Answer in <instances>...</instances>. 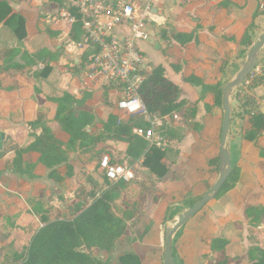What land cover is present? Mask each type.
<instances>
[{
  "label": "trees",
  "instance_id": "16d2710c",
  "mask_svg": "<svg viewBox=\"0 0 264 264\" xmlns=\"http://www.w3.org/2000/svg\"><path fill=\"white\" fill-rule=\"evenodd\" d=\"M22 1L26 0H0V57L7 59L3 70L8 76L22 80L19 81L20 88H24L25 83L32 86L30 97L35 105L46 101L57 105L55 118L59 129L67 136L64 139L59 138L54 132L45 128L41 134L35 136V140L26 149L18 147L15 143L8 145L6 150L15 153L12 166L20 173L31 174L32 171H36L37 167H34L36 165L30 163L27 156V152L33 151L38 153L37 164L49 169L50 178L56 181L71 178L74 176L73 165L67 162L68 156L61 148L62 144H67L82 153H87V158L82 162L83 166L90 165L91 170L80 176L79 181L72 188V197L65 200L61 208L49 206L35 211L43 226L36 227L28 245H18L21 247V252L10 251L8 262L5 255L0 257V264H101L99 260L83 251L82 247L95 246L111 254L116 243L122 244L129 237L134 221L139 219L145 193L153 192L154 200L164 196L154 189V181H183L184 191L178 202L187 205H192L201 198L214 181L207 184L200 193H194L186 179L171 168L177 153H168L165 149L148 143L147 132L151 125L142 116L130 117L127 123H122L115 114L110 113L102 125L105 135L93 137L90 131L85 130L96 117L93 106L87 103L91 93L87 91L80 98L71 95L61 87L65 66L51 65L52 57H47L39 68L33 69L35 60L32 54L26 50L21 52L30 39L42 33L40 24L43 22L41 17L35 16L28 10H15L12 4H19ZM229 2V0L220 2L213 25H209L205 20L198 22V25L200 27L208 25L213 34L229 26L232 23L228 15ZM61 4L60 0H49L44 7L49 12L55 13ZM256 15L257 12L253 17L255 18ZM253 27L252 20L248 30L238 40V43L245 48V52L253 40L249 32ZM44 32L51 40L65 37L77 39L80 34V24L59 22L44 25ZM160 35L174 40L163 51L164 55L171 58L172 70L180 74L183 82L199 88L200 99L204 98L209 91V84H206L190 65L195 47L194 33L181 32L175 27L168 26L160 31ZM224 36L233 38L228 34ZM55 52L59 54L60 51ZM259 63H264V57L260 58ZM227 71L228 61L212 65V76L216 79V83L211 90L214 95L213 103L204 104L207 115L211 114L214 106L221 109V85ZM144 74L146 79L141 84L139 92L148 110L171 113L172 120L178 126L189 129L193 134L199 133L203 125L194 120L197 101L192 102L182 95L181 88L165 77L162 65H147ZM260 83L261 77H257L248 90ZM242 87L240 85L232 96L231 126L237 117L241 120L239 137L242 140L254 141L264 132V114L257 107L254 98L246 93L240 97L243 92ZM74 104L78 106L76 112L73 110ZM101 104L113 105L105 97ZM10 107L9 98L0 95V115L6 113ZM29 110L24 109V114ZM24 118L28 125L35 123L33 118ZM161 128V131L167 130L163 125ZM230 134H233V128ZM107 148H114L117 153L131 158L133 162L142 159L141 167L146 169L148 174L142 173L136 165L134 167V177L140 188L137 189L128 182L110 183L97 171V156ZM218 152L219 136L217 154L208 159V166L212 167L215 174L218 171ZM61 167L65 171V176L61 175ZM239 175L240 167L234 163L229 177L215 198L232 190ZM146 181L152 186L145 187ZM49 212L52 214L51 219L45 217ZM179 213L180 210L177 209L171 213V217ZM244 217L248 231L255 237V242L245 248L244 224L241 220L234 219L221 229L218 236L210 239L209 252L202 253L206 258V264H264V204L247 205L244 208ZM10 223L11 220H6V225L0 222V229L9 226ZM12 245L15 244L12 242ZM6 249L8 252L13 250L14 246Z\"/></svg>",
  "mask_w": 264,
  "mask_h": 264
},
{
  "label": "crops",
  "instance_id": "0c3cea01",
  "mask_svg": "<svg viewBox=\"0 0 264 264\" xmlns=\"http://www.w3.org/2000/svg\"><path fill=\"white\" fill-rule=\"evenodd\" d=\"M165 1H155L161 14L159 18L163 24L161 30L172 26L181 32L194 33L195 47L190 65L202 80L209 84L210 88L204 98L200 99L199 88L183 82L180 74L173 71L170 67L171 58L164 55L165 47L169 43L174 42V40L168 37L164 38L161 35L157 37L152 42L151 49L158 60L148 61L145 52L142 50L145 62L147 65H162L164 67V75L166 67L163 64L167 63L169 65V76H167V79L181 88L183 96L192 102L197 101V111L194 120L202 124L203 128L199 133L193 134L189 129L178 126L172 120L171 113H163L161 110H156L154 112L162 120V123L155 122V133L165 140L163 149L168 153H177L176 160L171 164V168L186 179L194 193H200L207 184L216 179L217 174H215L212 167L208 166V159L217 154V141L222 122V110L218 106H214L211 114L207 115L204 105L205 103L211 104L214 101V95L211 90L216 83V79L212 76V65L221 61H228V68H230V65L239 63L238 58H243L245 48L238 43V40L248 30L252 20L254 27L249 32L250 35H253L252 39H254L264 27V24H257L258 16L261 13L263 15L264 11L259 9L257 0H229L228 15L232 23L219 30L217 34H213L209 30L208 25L200 27L198 22L205 20L209 25H213L215 23V15L219 11V4L223 0H170L167 8L169 15L167 17L164 16V7L167 5ZM48 2L49 0H26L19 4H12V6L15 10H28L37 16L40 6H45ZM256 12L257 15L254 18L253 15ZM40 29L42 33L38 37L42 41V47L40 49L36 47L38 50H35L32 45L33 42H30L32 38L21 49V52L26 50L32 54L35 60L33 69L39 68L47 57H52L50 60L51 65L65 66L61 87L73 96L82 97L88 89L80 81V78L76 76L77 69L64 64L61 55L55 52L56 42L46 35L44 25L40 24ZM119 30L126 32L127 29L123 27ZM255 31L256 33L254 34L253 32ZM226 34L232 35L233 38L224 36ZM156 42L160 44L159 49H155ZM262 52H264V46L260 53V56L263 55L261 57H264ZM5 64H0V95L9 98L11 107L6 113L0 115V215L3 216L8 210L18 213L26 208L30 211V218L25 222L19 218H13L8 226L10 232L5 234L0 231V248L4 247V244L9 241L15 245L16 243L28 245L36 227L40 228L43 226V222L35 211L49 206L61 208L65 200L72 197V188L82 175L74 173L71 178L56 181L48 176V168H42L37 164L38 153L33 151L27 152V156L29 162L36 165L34 167H37V170L32 171L31 174L14 170L12 162L15 153L14 151L6 150L8 145L15 143L18 147L26 149L35 140V136L41 134L45 128L54 132L59 138L67 135L59 129L58 121H55L57 105L50 101L35 105L30 97L32 86L25 83L24 88H20L19 81L21 79L8 76L3 70ZM260 65L264 68V63ZM228 73V71L225 73L223 82L229 78ZM94 89L96 87L89 91L91 96L87 99V103L93 106L96 114L95 120L88 127V131L91 132L93 137L105 135L102 125L110 113L115 114L118 118L121 114L115 108V98L108 93L114 101L112 106H105L101 102H96L93 105L92 93H94ZM104 92L107 91L105 90ZM245 92L246 95L258 100L259 109L264 114V82ZM29 99L32 102V106L29 105L27 107L25 105ZM15 101H17V105L14 108ZM231 105H233V101H231ZM12 108L15 111L13 115L9 114ZM26 108L30 110L24 114V109ZM101 108L106 111L104 118L97 115L98 110ZM24 117L33 118L35 123L28 125ZM237 119L235 118L234 122ZM128 121L129 118L121 117L120 122L127 123ZM97 125L102 133L99 132L94 135L92 129ZM162 125L167 129L166 131H161ZM240 125L241 120L238 119L237 124L234 125L233 123V126H231L233 134H230L231 159L236 157L235 163L240 167L239 179L232 190L219 198L210 200L178 229L172 242L175 264H206V258L203 257L202 253L204 251L209 252L210 239L218 236L221 229L234 219H239L244 224L243 244L245 248L255 242V237L248 231L246 225L244 208L247 205L264 204V132L254 141L242 140L238 135ZM216 127L218 129L217 136H215ZM147 135L148 143L151 144V131H148ZM64 145L62 144L61 146L63 150H65ZM104 153L109 154L118 162H133L131 158L117 153L114 148H107L100 155ZM67 162L71 163L70 160ZM133 164L142 173L148 174L147 170L141 167L142 159L133 162ZM60 172L61 175L65 176L62 167ZM147 183H145V187L152 186L151 183ZM153 185L154 189L163 193L162 195L164 196H159L157 200H154L153 192L145 193V200L140 208L139 219L134 221L129 237L122 244L116 243L111 254H107L95 246L90 248L83 246L82 250L99 260L101 264H163L165 218L169 205L178 202L183 195V181H154ZM138 187L137 184V189ZM177 209L182 210V208ZM45 217L51 219V212L45 214ZM124 254H129L133 257L123 256ZM3 255H5L4 252L0 257Z\"/></svg>",
  "mask_w": 264,
  "mask_h": 264
},
{
  "label": "built area",
  "instance_id": "2783aa9c",
  "mask_svg": "<svg viewBox=\"0 0 264 264\" xmlns=\"http://www.w3.org/2000/svg\"><path fill=\"white\" fill-rule=\"evenodd\" d=\"M60 1L62 4L55 13L40 6L37 16L43 19L41 25L59 22L80 24L77 39H54L64 64L77 69L76 76L88 91L97 86L115 98V108L121 113L118 120L123 116L129 119L142 116L151 125L148 130L152 134L151 144L164 148L165 140L155 133V122L162 123V120L154 111L148 110L139 92L146 79L144 70L147 63L138 43L159 37L163 25L156 0ZM257 2L259 9L264 11V0ZM123 27L126 32L119 30ZM257 77L264 82V68L259 63L241 84L243 92L240 97ZM254 100L259 108L258 100ZM73 110L78 111L76 104ZM97 164V171L108 182H128L137 188L132 161L118 162L104 153Z\"/></svg>",
  "mask_w": 264,
  "mask_h": 264
},
{
  "label": "water",
  "instance_id": "95a60500",
  "mask_svg": "<svg viewBox=\"0 0 264 264\" xmlns=\"http://www.w3.org/2000/svg\"><path fill=\"white\" fill-rule=\"evenodd\" d=\"M155 11V9H152ZM264 46V27L252 40L244 61L239 69L221 85V110L222 122L219 134V152H218V171L216 179L208 190L192 205H186L181 202H175L169 205V209L164 224V255L163 264H175L173 260L172 242L178 229L188 220H190L206 203L214 199L221 186L229 177L232 171V160L230 151V132L232 119V96L235 90L244 82L248 74L258 65L260 53ZM160 44L155 43V49H159ZM89 130V128H85ZM174 208H182L180 213L171 217V211Z\"/></svg>",
  "mask_w": 264,
  "mask_h": 264
},
{
  "label": "rangeland",
  "instance_id": "374dc122",
  "mask_svg": "<svg viewBox=\"0 0 264 264\" xmlns=\"http://www.w3.org/2000/svg\"><path fill=\"white\" fill-rule=\"evenodd\" d=\"M166 2V4L167 5H165V10H164V16L165 17H167L169 14H168V12H167V8L169 7V5H168V3L170 2V0H166L165 1ZM262 15V13L258 16L259 17V19H257V24L258 25H263L264 24V13H263V15ZM261 16V17H260ZM259 22V23H258ZM157 30V29H156ZM254 34L256 33V31L255 32H253ZM251 36H253V35H251ZM37 38V39H36ZM40 38L38 37V35L37 36H35V37H33V39H32V41H30V42H33V48L35 49V50H38L37 48H41L42 47V41H41V39L39 40ZM156 40V37H151V39L149 40V41H146V42H140V43H138V45H139V48L141 49V50H143L144 52H145V54H146V58L148 59V61H156V60H158L157 59V56L155 55V53L152 51V49H151V44H152V42L153 41H155ZM35 45V46H34ZM37 47V48H36ZM34 49H32L33 51H35ZM246 53H247V51L243 54V58H238V60H239V63L237 62V63H235V64H233L232 66L230 65V68H228V74H229V77H231L234 73H235V71L237 70V68H238V66H239V64L245 59V56H246ZM264 52H262V54H263ZM61 55V54H60ZM261 56H263V55H261ZM260 56V57H261ZM237 59V58H236ZM3 64V63H7V59H5V58H1L0 57V64ZM165 67H166V71H165V76H166V78H167V76H169V65L167 64V63H164L163 64ZM21 81V80H20ZM96 87V89H94L93 91H94V93H92L93 94V97H92V100H93V105L94 104H96V102L98 103V102H101L102 100H103V98L105 97L106 98V100L107 101H111V102H114L113 101V99L110 97V95H108L107 94V92H104V90H102L101 88H97V86H95ZM100 89V90H99ZM86 93V92H85ZM105 94V95H104ZM32 102H33V100H32ZM32 102H31V100L29 99V101H27L26 102V105L25 106H27V107H29V105L30 106H32ZM34 103V102H33ZM24 104V103H23ZM17 105V101H15L14 102V108H15V106ZM76 112V111H75ZM9 114H15V111H14V109L12 108L11 110H10V112H9ZM105 114H106V111L103 109V108H101V109H99L98 110V112H97V115L100 117H103L104 118V116H105ZM11 115V117H13ZM237 118V117H236ZM238 120V119H237ZM237 120L234 122V125H236L237 124ZM52 121H54V119H52ZM55 121H56V119H55ZM218 123H219V121H218ZM217 127H218V124H217ZM217 127L215 128V136H217V133H218V129H217ZM95 128V129H94ZM93 129H92V133L95 135V134H97V133H102L101 132V130H100V128H99V126L97 125V126H95ZM63 133V132H62ZM62 139H64V137H62ZM64 149H65V153L67 154V156H68V159L70 160V162L72 163V165H73V167H74V173H77L78 175H81V174H83V173H85V172H88L89 170H90V165H87V166H83V162H82V160H85L86 158H87V153H82V152H80L77 148H75V147H73V146H69V145H67V144H65L64 145ZM99 158H100V154L97 156V159H96V162H98V160H99ZM235 159H236V157H234L233 159H231L232 160V165L235 163ZM89 166V167H88ZM143 170V169H142ZM62 171H63V169H62ZM65 172V171H64ZM138 188H140V186L138 187ZM46 206L48 205V204H45ZM49 206V205H48ZM36 210V209H35ZM176 211V208H174V209H172V211H171V213H174ZM180 211H181V209H180ZM13 218H19L20 220H23V222H25V221H27L29 218H30V211L29 210H27L26 208L25 209H22V210H20V212H18V213H13L12 211H6V213L3 215V216H1V218H0V222H2L3 224H5L6 225V220H12ZM0 231L2 232V233H5V234H7V233H9L10 232V229L8 228V226H5V227H2L1 229H0ZM14 244V243H13ZM5 246L4 247H1L0 248V255L4 252V254H5V259H10V256H8V254H11L10 253V251L13 253V252H15V251H17V252H21V247H19L20 245L21 246H25V245H22V244H19V243H16V245H12V242L11 243H6V244H4ZM19 245V246H18ZM12 247V246H14V249L13 250H8V252H7V247ZM7 252V253H6ZM9 260H7V262H8Z\"/></svg>",
  "mask_w": 264,
  "mask_h": 264
}]
</instances>
